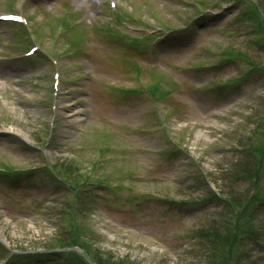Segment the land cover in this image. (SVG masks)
I'll return each mask as SVG.
<instances>
[{
	"label": "rangeland",
	"instance_id": "obj_1",
	"mask_svg": "<svg viewBox=\"0 0 264 264\" xmlns=\"http://www.w3.org/2000/svg\"><path fill=\"white\" fill-rule=\"evenodd\" d=\"M6 14L0 264H264V0Z\"/></svg>",
	"mask_w": 264,
	"mask_h": 264
},
{
	"label": "snow or ice",
	"instance_id": "obj_2",
	"mask_svg": "<svg viewBox=\"0 0 264 264\" xmlns=\"http://www.w3.org/2000/svg\"><path fill=\"white\" fill-rule=\"evenodd\" d=\"M15 19H19V17H16Z\"/></svg>",
	"mask_w": 264,
	"mask_h": 264
}]
</instances>
